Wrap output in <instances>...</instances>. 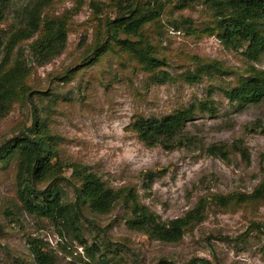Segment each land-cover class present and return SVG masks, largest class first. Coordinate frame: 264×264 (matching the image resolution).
Returning <instances> with one entry per match:
<instances>
[{
	"label": "rangeland",
	"instance_id": "1",
	"mask_svg": "<svg viewBox=\"0 0 264 264\" xmlns=\"http://www.w3.org/2000/svg\"><path fill=\"white\" fill-rule=\"evenodd\" d=\"M153 1L11 0L0 23L4 40L24 26V12L35 5L40 30L9 54L6 68L19 59L26 71L25 95L0 119V146L28 134L37 117L54 151L51 162L61 167L34 183L39 199L57 187L62 204L74 203L79 181L72 167L87 166L106 186L131 190L159 221L183 216L199 201L203 220L167 243L128 228L130 203L118 200L102 214L81 205L82 245L67 224L54 225L26 208L17 156L0 166V264H35L30 237L41 239L59 264H264V235L254 227L264 229V197L234 198L250 195L264 181V98L240 106L225 95L252 69L264 72V54L253 61L244 47L226 45L209 0H155L163 10L144 24L141 38L161 65L144 68L115 42L91 61L111 20L130 5L152 7ZM48 20L64 22L66 41L60 54L39 63L30 45ZM189 108L193 116L171 150L146 146L132 129L137 117L162 118ZM211 146H224L226 158L209 154ZM217 196L227 205L218 204Z\"/></svg>",
	"mask_w": 264,
	"mask_h": 264
},
{
	"label": "trees",
	"instance_id": "2",
	"mask_svg": "<svg viewBox=\"0 0 264 264\" xmlns=\"http://www.w3.org/2000/svg\"><path fill=\"white\" fill-rule=\"evenodd\" d=\"M10 1L0 0V23L4 20ZM209 1L214 5L221 40L234 48L244 47L243 54L247 58L253 61L259 60L264 54V0ZM186 2L184 0V4ZM184 6L176 5L177 8ZM141 7L138 4L130 5L124 13L109 22L106 40L96 44L91 61L97 60L115 42L123 51L131 53L144 68L153 69L162 64V61L152 55L151 44L141 38V31L144 24L159 17L163 6L154 0L152 7L145 4ZM24 13L26 14L24 26L12 31L7 40H4L0 33V119L7 113L12 102L25 95L23 78L26 71L19 59L6 68L9 54L18 41L29 39L40 30L39 7L35 5ZM44 22L42 35L30 45L39 63H45L60 54L66 41L63 21ZM119 32L126 37H119ZM130 35L136 37V40L128 39ZM225 95L240 106L261 101L264 98V72L252 69V72L238 85L225 91ZM192 116V109H182L162 118L137 117L131 125L139 140L146 146L161 145L165 150H171L180 141L179 133ZM42 127H44L43 123L40 124L36 117L28 128V134L3 143L0 146V166L8 164L19 156L18 176L22 182L20 194L26 208L47 217L54 225L67 224L82 245H85V241L79 235L78 225L81 205H86L94 213L102 214L110 211L118 200L130 203L132 212L131 217L126 221L128 228L167 243L179 241L187 228L203 220L205 206L203 201H199L183 216L174 218L168 223L159 221L157 215L137 201L131 190L125 193L106 186L87 166L72 167V174L79 181L78 186L75 187L74 203L62 204L57 187H48L43 198L39 199L34 183L53 177L58 169H61L58 162H51L54 151L46 141ZM235 145L236 149L248 158L246 149L242 150L240 145ZM208 153L223 159L226 158L227 152L224 146H211L208 148ZM263 197L264 181L250 195H236L234 198L245 202ZM215 201L222 206L229 202L224 196H217ZM254 227L264 235L261 225L257 224ZM27 245L35 264H59L38 237H30ZM199 260L203 263L207 262L201 258Z\"/></svg>",
	"mask_w": 264,
	"mask_h": 264
}]
</instances>
